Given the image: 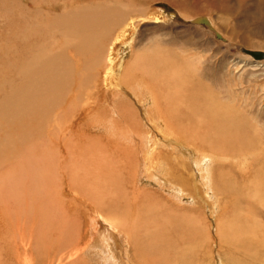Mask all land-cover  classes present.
Wrapping results in <instances>:
<instances>
[{"label": "rangeland", "instance_id": "rangeland-1", "mask_svg": "<svg viewBox=\"0 0 264 264\" xmlns=\"http://www.w3.org/2000/svg\"><path fill=\"white\" fill-rule=\"evenodd\" d=\"M139 1L0 0V264H264V59L241 50L264 51V0Z\"/></svg>", "mask_w": 264, "mask_h": 264}, {"label": "bare ground", "instance_id": "bare-ground-1", "mask_svg": "<svg viewBox=\"0 0 264 264\" xmlns=\"http://www.w3.org/2000/svg\"><path fill=\"white\" fill-rule=\"evenodd\" d=\"M136 1V0H135ZM127 2V1H126ZM129 2H131V1H129ZM141 2H143V1H139V2H135L136 3V5L138 4V7L139 8H141ZM25 3V2H24ZM28 4V3H27ZM26 4V5H27ZM126 6H127V4H125ZM124 5V6H125ZM132 5H134V4H132ZM35 6V5H34ZM121 6H122V4H121ZM21 7V6H20ZM129 7H132V6H129ZM134 7V6H133ZM59 8V7H58ZM126 8V7H125ZM125 8H124V11H125ZM137 8V7H136ZM17 9V8H16ZM21 10H22V8H20ZM48 9V8H47ZM133 9V8H132ZM43 12H44V10H42ZM49 11V10H48ZM17 12H19V11H17ZM25 12V11H24ZM24 12H22V13H24ZM136 12V10L134 9V11L131 13V15H128L129 17L128 18H124V17H122L123 18V20L125 19V22L124 23H122L121 21H119L118 20V25H117V28L121 31V33L122 34H124V32L126 31V29H127V27L129 26V25H131L132 24V21H135V19L136 18H140V19H146V18H149V17H147V16H141V13L139 14V13H135ZM13 14V13H12ZM18 14V13H17ZM67 14V13H66ZM14 15H15V12H14ZM19 15H21V13L19 14ZM24 15H26V14H24ZM24 15H23V18H24ZM38 16H39V14H37ZM50 15V14H49ZM68 15V14H67ZM67 15H66V17H67ZM149 15H151V14H149ZM9 16H10V14H9ZM26 16H28V14L26 15ZM31 16V15H30ZM30 16H28V17H30ZM33 16H35V15H33ZM33 16L31 17V18H33ZM38 16H36V17H38ZM41 16H43V15H41ZM125 16V15H124ZM66 17H64L65 18V20L63 21V23H66ZM16 18V17H15ZM27 18V17H26ZM68 18V17H67ZM72 18V17H71ZM25 19V18H24ZM33 19H35V18H33ZM152 19V18H151ZM23 20V19H22ZM21 20V16H18V19L17 20H15V19H12L11 21H10V24L12 25V28L15 30V32H19V30H17L16 31V29H20L22 26H23V29H28V27H29V23H28V21H27V23L25 24L23 21ZM27 20V19H26ZM26 20H24V21H26ZM32 20V19H31ZM36 20V19H35ZM48 20H50V19H48ZM152 20H158V17L157 16H153V19ZM37 21H38V19H37ZM47 21V20H46ZM51 21V20H50ZM49 21V22H50ZM192 21H194V23H196V24H201V25H203V26H205V28H208V29H212L213 31H214V34H215V36H216V38L217 39H222L223 40V38H222V36H221V34L219 33V32H217L216 30H215V28H214V24L212 23L213 21L211 20V18L210 17H207V16H200V17H195ZM31 23H33V20H32V22ZM38 23V22H37ZM41 23H42V21H39V25H40V27L41 28H44V26H42L41 25ZM33 25H35V24H33ZM50 25V24H49ZM60 25V24H59ZM35 27H37L36 25H35ZM39 27V26H38ZM33 29V28H32ZM37 29V28H36ZM12 30V29H11ZM72 30V29H71ZM34 31V30H33ZM17 32V33H18ZM73 32H76V31H73ZM18 35V34H17ZM40 36V35H39ZM121 36V34L120 35H118L117 36V38L116 39H118L119 37ZM40 38H42V37H40ZM53 39V38H52ZM51 39V40H52ZM40 41V40H39ZM45 41V40H44ZM50 41V40H49ZM226 41V40H225ZM22 42V41H21ZM111 44V43H110ZM17 47V46H16ZM19 47V46H18ZM42 48V47H41ZM40 49V48H39ZM242 51H243V49H241ZM247 50H251V49H247ZM260 51H262V50H260ZM40 52V51H39ZM244 52V51H243ZM43 53V52H42ZM78 53V52H77ZM244 53H246V56L250 59H253V61H256V62H262L263 61V59H264V51H263V56H261V57H254V56H252L251 54H249V53H247V52H244ZM19 54V53H18ZM40 56H42V55H40ZM34 57H37V56H34ZM34 57L32 58V59H30L31 61H33L31 64H27V65H25V66H23V67H21L20 68V66H22L23 64H24V61H22L23 63H22V65H19L18 67L20 68L19 70H20V72H21V75L22 76H20V77H22V85H21V88L20 89H23L24 91H27L28 90V86L34 81V78H35V74L36 73H40L41 71H43L42 69H41V66H43L44 67V72L45 73H48V72H50L51 73V75L53 74L52 72H51V70H52V68H50V65H49V63L48 62H50L49 60H48V56H47V59L46 58H44L43 59V63H44V61L46 62V64H44V65H42L43 63L42 62H37V60H35L34 61ZM107 57V56H106ZM50 59V58H49ZM73 59V58H72ZM107 59H108V57H107ZM20 60H21V58L19 59V62H20ZM106 60V59H105ZM109 60V59H108ZM110 61V60H109ZM51 62H53V61H51ZM41 65V66H40ZM45 65L47 66V67H45ZM52 65V64H51ZM35 67H38V69L37 68H35ZM57 67V66H56ZM14 68V67H13ZM15 68H17L16 66H15ZM35 68V69H34ZM61 68V67H60ZM18 70V69H17ZM17 70H15V71H17ZM19 70H18V72H19ZM67 70V69H66ZM108 70V69H107ZM106 70V71H107ZM68 71V70H67ZM159 71H161V70H159ZM43 72V73H44ZM56 72H58V69H57V71ZM108 72V71H107ZM44 73V74H45ZM49 73V74H50ZM66 73V72H65ZM165 73H167V70H165ZM17 75V74H16ZM40 76V75H39ZM40 78V77H39ZM43 78V77H42ZM47 78H49V77H47ZM62 78V77H61ZM18 79H19V81H17V82H19L20 83V78L18 77ZM35 79H37V78H35ZM66 80V79H65ZM96 80V79H95ZM39 81V80H38ZM41 81V80H40ZM48 79H46V81H45V83H44V85L43 86H41V87H39V88H43L44 90H46V88L45 87H48L49 88V86H48ZM42 83V82H41ZM15 84H16V82H15ZM18 84V83H17ZM39 84V83H38ZM69 84V83H68ZM14 86H16V85H14ZM34 86V85H33ZM17 87V86H16ZM20 87V86H19ZM19 87H17V88H19ZM19 89V90H20ZM66 89V88H65ZM13 89H10V91H12ZM15 90V89H14ZM69 90V89H68ZM67 90V91H68ZM72 90V89H71ZM16 91V90H15ZM54 91V90H53ZM55 91H57V90H55ZM70 91V90H69ZM22 92V91H21ZM21 92H20V94H19V96H20V101L17 103L18 104V107L20 108V110L22 111V107H25L26 105L24 104V102L22 101V98H23V96H21ZM35 92H38V91H35ZM47 92H48V90H47ZM74 92V91H73ZM72 92V93H73ZM79 92V91H78ZM24 93V92H23ZM33 93V92H32ZM46 93V92H45ZM51 93V92H50ZM55 93V92H54ZM77 93V92H76ZM13 94V93H12ZM11 94V95H12ZM40 94V93H39ZM63 94V93H62ZM14 95V94H13ZM17 95V94H16ZM16 95H14V96H16ZM42 95H44L43 93H42ZM66 95V94H65ZM76 95V94H75ZM89 95V94H88ZM4 96H6V95H4ZM37 96H39V95H37ZM53 96V95H52ZM67 96V95H66ZM72 96V95H71ZM2 97V96H1ZM0 97V101L1 100H3V98H1ZM90 97V96H89ZM10 98V97H9ZM8 98V99H9ZM25 98V97H24ZM23 98V99H24ZM69 98V97H68ZM87 98V97H86ZM14 99V98H13ZM41 99V98H40ZM75 99V98H74ZM11 101H12V98H11ZM11 101H9V100H6L5 102L4 101H2V102H0V106H3V107H5L6 109H7V107L8 106H10L12 103H14V102H11ZM24 101H27L26 99L24 100ZM39 101V100H38ZM28 104L30 103V102H27ZM63 104V103H62ZM72 105V104H71ZM155 106V105H154ZM155 109V108H154ZM30 111V110H29ZM155 111V110H154ZM33 113V112H32ZM2 114V113H1ZM156 114H158V116H164L166 119H168V117L166 116V115H164L162 112H160V113H157L156 112ZM224 115V114H223ZM120 116V115H119ZM126 116V115H125ZM148 116V115H147ZM15 117H17V115L15 116ZM19 117V116H18ZM124 117V116H123ZM223 119H224V117H223ZM43 120V119H42ZM41 120V121H42ZM225 120V119H224ZM49 122H51L52 120L49 118V120H48ZM227 121V120H226ZM47 122V121H46ZM101 122V121H100ZM105 123V122H104ZM224 123V122H223ZM226 124V123H225ZM47 125H49V124H47ZM46 125V126H47ZM229 125V124H228ZM3 126V125H2ZM8 126V125H7ZM11 126H12V124H11ZM42 127V126H41ZM230 127V126H229ZM3 129V128H2ZM134 132V131H133ZM249 132H250V130H249ZM7 137V136H6ZM7 139V138H6ZM71 141V140H70ZM5 144V143H4ZM222 153V152H221ZM259 153V152H258ZM219 155V154H218ZM5 156V155H4ZM202 156V155H201ZM211 156V155H210ZM202 158V162H204V163H206L207 161H208V155H206V154H203V156L201 157ZM94 159V158H93ZM211 160V159H210ZM209 160V161H210ZM23 161V160H22ZM144 163V162H143ZM146 163V162H145ZM49 164V163H48ZM50 165V164H49ZM207 165V164H206ZM78 166V165H77ZM100 167V166H99ZM147 167V166H146ZM45 168V167H44ZM149 169V168H148ZM45 170H47V169H45ZM48 170H49V168H48ZM141 170V169H140ZM170 170V169H169ZM149 171V170H148ZM19 172V171H18ZM26 173V172H25ZM41 173H43V172H41ZM53 173V172H52ZM24 174V173H23ZM13 175H15V174H13ZM41 175V174H40ZM156 175V174H155ZM31 176V175H30ZM39 176V175H38ZM44 176V175H43ZM49 176H50V173L48 174V177H46V175L44 176L45 177V181H46V179H48V181H49V183L51 182L50 180H49ZM173 176V175H172ZM206 176L208 177V175L206 174ZM22 178V177H21ZM140 180L141 179H143L142 177L141 178H139ZM9 180V179H8ZM35 180V179H34ZM39 181L41 180V184H45V182H44V178H42V179H38ZM37 180V176H36V181H38ZM150 180V179H149ZM152 180H154V179H152ZM48 181H47V183H48ZM94 181V180H93ZM155 181H156V179H155ZM154 181V182H155ZM21 181H19V183H20ZM35 182V181H34ZM149 182V181H148ZM180 182V181H179ZM177 183V185L175 184V182H169L168 184H167V186H169L170 187V190H174L173 191V193L176 195V194H178V196L176 195V197H179V196H181L180 195V193H178L179 191L181 192V194L183 193L182 191V188L181 187H178V185L180 184V183ZM208 182V181H207ZM27 183V182H26ZM30 183V182H29ZM48 183V184H49ZM37 184H38V182H37ZM40 184V183H39ZM9 185V184H8ZM14 185H16V187L15 188H17V189H19V185L18 184H15L14 183ZM49 185H51V184H49ZM27 186V185H26ZM34 186H38V185H34ZM95 186V185H94ZM207 186V185H206ZM210 187V186H209ZM7 188H9L8 186H7ZM27 188V187H26ZM35 188V187H34ZM212 188V187H211ZM259 188V187H258ZM94 189V188H93ZM37 190V189H36ZM42 190V189H41ZM40 191V190H39ZM95 191V190H94ZM250 191V190H249ZM257 191H258V193H260L259 192V189H256L254 192H256L257 193ZM3 192V191H2ZM1 192V193H2ZM38 192V191H37ZM253 192V196L252 197H254L255 199H258L257 197H255L256 196V194ZM23 193V192H22ZM50 193V192H49ZM220 193V192H219ZM45 194V193H44ZM89 194H92V195H95V193H93V191L91 192V191H89ZM173 194V196L175 197V195ZM50 195V194H49ZM91 195V196H92ZM259 195V194H258ZM90 196V197H91ZM20 196H18V198H19ZM99 197H102V195L101 196H99ZM259 197H261V199L262 200H264V195H261V196H259ZM40 198V197H39ZM47 197H46V195H44L43 196V198H41V199H43V200H45ZM93 198V197H92ZM102 199V198H101ZM47 200V199H46ZM98 200H99V198H98ZM249 200V199H248ZM44 202V201H43ZM102 202V201H101ZM45 204V203H44ZM50 204V203H49ZM35 207V206H34ZM257 207H258V209L259 210H262V211H264V201H262L261 203H258V205H257ZM247 208V207H246ZM13 211H12V213H14V208L12 209ZM34 210V209H33ZM102 210V209H101ZM100 213V214H99ZM98 213V215L100 216V215H102V213L101 212H99ZM260 213V212H259ZM225 215H226V213H225ZM260 215V214H259ZM10 218H11V216H13L12 214H11V216L10 215H8ZM16 216V215H15ZM105 216V215H104ZM247 216V215H246ZM261 216L262 217H264V213H262L261 214ZM101 217H103V215L101 216ZM227 218V217H226ZM12 219H13V217H12ZM14 219H15V217H14ZM11 220V219H10ZM10 220H8V221H10ZM17 220H18V218L17 219H15L14 220V223H16L17 224ZM136 223V222H135ZM249 223H251V222H249ZM222 225L223 224H218V227H217V229H218V233H219V235H221L220 237H221V239L222 238H224V237H227L228 236V234L230 235V240H232V239H234V236H238V234H239V237H241L242 239H243V236H244V234L246 233V229H252L251 231H253L254 230V227H252L251 225H249V224H247L246 226H243V227H241L240 228V230H239V227H235V225L233 226V228H232V225H230V226H225L224 225V227H222ZM254 226V225H253ZM135 227V226H134ZM230 228V229H229ZM138 229V228H137ZM155 230H157V228L155 227L154 228ZM154 229H153V231H154ZM59 230V229H58ZM78 230V229H77ZM140 230V229H139ZM237 230H238V233L236 234L235 232H237ZM132 231V230H131ZM221 231V232H220ZM18 232V231H17ZM60 232V231H59ZM227 232V233H226ZM135 233V232H134ZM18 234V233H17ZM113 234H114V232H113ZM129 234V233H128ZM225 234H227L226 236H224ZM92 235H94V234H92ZM149 235H153L152 233L151 234H149ZM264 235V234H263ZM132 236V235H131ZM124 237V236H123ZM219 237V236H218ZM219 237V238H220ZM74 238H75V236H74ZM127 238V237H126ZM125 238V239H126ZM131 238H133V237H131ZM228 238V237H227ZM227 238H225V239H227ZM30 240V239H29ZM93 240V239H92ZM156 240V239H155ZM222 240H224V239H222ZM229 240V239H228ZM235 240H237V239H235ZM262 240L264 241V236H262ZM140 241V240H139ZM24 243H22L23 244V246H24V244H25V241H23ZM126 242V241H125ZM222 242V241H221ZM116 243V242H115ZM129 243V241H127V244ZM223 243V242H222ZM27 246L29 245V244H26ZM121 245H122V243H121ZM183 245V244H182ZM233 245V244H232ZM155 246V245H154ZM68 247H70L69 245H68ZM124 249H123V252L125 253V247L124 246H122ZM153 247V246H152ZM58 248H60V246L58 247ZM126 248H127V245H126ZM193 248V247H192ZM26 249V248H25ZM78 249V251L80 250L79 248H77ZM154 249V248H153ZM127 250V249H126ZM136 251H138V250H136ZM142 251V250H141ZM251 251H252V249L250 248V247H248V251L246 252V253H248L249 255H252V256H254V257H257V254H252L251 253ZM263 251H264V248H263ZM70 252V251H69ZM69 252H68V255H69ZM109 252V251H108ZM128 252V251H127ZM73 253V252H72ZM141 253H143V252H141ZM154 253V252H153ZM179 253V252H178ZM76 254V252L75 253H73V256L71 255V257H69V258H73L74 257V255ZM133 254H135V253H133ZM150 254V253H149ZM149 254H146V252H145V255L146 256H148ZM77 255V254H76ZM75 255V256H76ZM131 255V254H130ZM139 255V254H138ZM138 255H132L131 256V260L132 259H134V260H136V262H135V264L137 263V261H138V263L139 262H141L140 264H155V261H148V262H145V261H143V260H140V258L138 257ZM247 255V254H246ZM123 256V255H122ZM52 257V256H51ZM108 257L110 258L109 259V261L108 262H106L107 264H115V260H114V258H113V256L112 255H108ZM124 257V256H123ZM150 257H151V255H150ZM27 258H28V256L26 255V256H24L23 257V264H28L29 262H28V260H27ZM69 258H68V260H69ZM77 258V257H76ZM126 258V260H127V263H129V264H134V263H131V262H129L130 260H129V258H127V257H125ZM258 258V257H257ZM48 259V258H47ZM51 259V258H50ZM49 259V260H50ZM63 259V258H62ZM62 259H58L57 261H58V263L60 262V260H62ZM166 259V258H165ZM30 260V259H29ZM71 260V259H70ZM167 261H168V259H166ZM125 261V260H124ZM53 263H54V261H52ZM52 262H51V260H50V262H49V264H52ZM176 262V261H175ZM57 263V262H56ZM69 263V262H68ZM173 263V260L171 259V261L169 260L168 261V264H172ZM157 264V263H156ZM158 264H160L159 262H158ZM176 264V263H175ZM256 264H258V263H256Z\"/></svg>", "mask_w": 264, "mask_h": 264}, {"label": "water", "instance_id": "water-1", "mask_svg": "<svg viewBox=\"0 0 264 264\" xmlns=\"http://www.w3.org/2000/svg\"><path fill=\"white\" fill-rule=\"evenodd\" d=\"M243 51L251 54L254 57H261V56H263V51H260V50H256V49H251V50L243 49Z\"/></svg>", "mask_w": 264, "mask_h": 264}]
</instances>
